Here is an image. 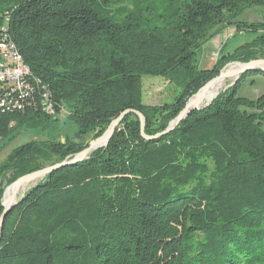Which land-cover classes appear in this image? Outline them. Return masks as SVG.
I'll use <instances>...</instances> for the list:
<instances>
[{
  "label": "trees",
  "instance_id": "trees-1",
  "mask_svg": "<svg viewBox=\"0 0 264 264\" xmlns=\"http://www.w3.org/2000/svg\"><path fill=\"white\" fill-rule=\"evenodd\" d=\"M256 7L262 20L242 18ZM232 26L256 37L201 69L198 52ZM3 38L40 81L22 109L0 108V154L26 127L49 137L0 165V218L8 174L73 158L123 112L159 136L127 114L107 146L28 189L4 218L0 264H264V93L239 96L264 71L163 134L225 65L264 58V0H0ZM146 75L173 101L146 104ZM45 87L73 130L45 112Z\"/></svg>",
  "mask_w": 264,
  "mask_h": 264
},
{
  "label": "rangeland",
  "instance_id": "rangeland-1",
  "mask_svg": "<svg viewBox=\"0 0 264 264\" xmlns=\"http://www.w3.org/2000/svg\"><path fill=\"white\" fill-rule=\"evenodd\" d=\"M243 19L257 22L263 19V10L260 7H256L246 11L243 16ZM236 34L229 38L223 45L225 46L224 51L222 49L218 54V49H213L211 45V41L207 42L203 48L197 54V61L201 69H210L212 66L217 62V58H219L220 53L223 52L224 54L233 52L236 48L240 47L241 45L250 42L256 37V34L253 32H243L239 33L236 27H228L225 29L221 34L226 32H235ZM220 35V34H219ZM218 35L217 45L220 43V37ZM220 48V47H219ZM216 54V55H215ZM233 63V62H232ZM229 67H232L231 65ZM235 77L228 78L226 84L224 85L225 89L227 86H231L234 82ZM144 83V102L148 105H161L164 103L172 102L174 96L176 94L175 87L170 84L167 80L160 76H153V75H146L143 78ZM264 93V76L260 74L256 75H249L243 81V84L239 90V96L247 97L250 99H257ZM49 116L53 117V119L58 120L59 124L63 129L73 130L74 128L71 127L68 121V111L66 108L63 107L59 112L56 110L54 113L48 114ZM48 135L41 131L40 129H32V128H24L22 130V136L18 139L13 141L7 148L3 150L0 154V165L7 159L11 151L18 145L25 144L28 142L36 141V140H47ZM98 138V137H97ZM96 138H92V136H87L84 139V142L90 143L92 140ZM63 140V138H62ZM1 145V144H0ZM50 166V165H49ZM47 167V166H46ZM45 168L42 165H38V169ZM12 174H8L6 178V189L11 186L9 179ZM42 179L37 180L40 182ZM36 182V183H37ZM35 184V183H33Z\"/></svg>",
  "mask_w": 264,
  "mask_h": 264
},
{
  "label": "water",
  "instance_id": "water-1",
  "mask_svg": "<svg viewBox=\"0 0 264 264\" xmlns=\"http://www.w3.org/2000/svg\"><path fill=\"white\" fill-rule=\"evenodd\" d=\"M233 64H241L242 67L239 70H230L228 69L230 65ZM252 70H262L264 71V58H258V59H253L249 62L246 63H241V62H233V63H229L227 65L224 66V68L220 71L219 75H217L216 77L212 78L209 82H207L195 95H193L185 104V107L183 108V110L180 112V114L177 116L176 119H174L170 125L169 128L163 133L166 134L168 132H170L171 130H173L177 125H179V123L186 118L191 112L195 111V110H201V109H205L208 106L211 105L212 101L219 95V93L210 101L205 102V93L208 90V88L215 83L217 80L225 78H233L235 77L234 82L232 83V85L235 84V82L245 73L252 71ZM231 85V86H232ZM230 86H227L225 88L228 89ZM130 113H135L139 116L140 121H141V131H142V135L145 139H153L157 136H149L145 133V116L135 110H127L125 112H123L118 118H116L115 120H113L111 122V124L109 125L108 129L104 132V134L94 140H92L89 143V146L87 148H85L83 151L77 153L73 158L71 159H66L62 162L47 166L45 168L42 169H38L32 173L23 175L21 177H19L14 183L11 184L10 186V193L8 196H6V192L4 193V197L2 199V207L4 208V212L0 218V229L2 227V224L4 222V218L7 215V213L18 203V201L24 196L25 192L21 194L22 192V188L28 184V183H35L37 184V180L39 179H43L44 177H46L48 174L61 169L63 167H67V166H73L78 162L84 161L87 158H89V156L96 151L97 149L107 146L109 144L110 139L112 138V136L114 135L116 129L118 128V126L122 123L123 119L125 118V116L127 114ZM37 182V183H36ZM33 184V185H35ZM32 185V186H33ZM31 186V187H32ZM30 187V188H31ZM29 188V189H30ZM28 191V190H27Z\"/></svg>",
  "mask_w": 264,
  "mask_h": 264
},
{
  "label": "built area",
  "instance_id": "built-area-1",
  "mask_svg": "<svg viewBox=\"0 0 264 264\" xmlns=\"http://www.w3.org/2000/svg\"><path fill=\"white\" fill-rule=\"evenodd\" d=\"M5 31V26L3 27ZM236 34L226 32L221 34L220 43L217 45L218 54L224 43ZM220 47V48H219ZM218 59V58H217ZM30 69L24 62L17 45L7 38L0 41V108H23L22 101L27 98L39 79L29 80ZM45 112L50 114L56 111L51 100V94L44 89Z\"/></svg>",
  "mask_w": 264,
  "mask_h": 264
},
{
  "label": "bare ground",
  "instance_id": "bare-ground-1",
  "mask_svg": "<svg viewBox=\"0 0 264 264\" xmlns=\"http://www.w3.org/2000/svg\"><path fill=\"white\" fill-rule=\"evenodd\" d=\"M242 67L241 64H237L235 66L229 67L228 69L230 70H239ZM227 79L222 78L217 80L215 83H213L208 90L205 93V102L212 100L223 88L224 85L226 84ZM33 185V183H28L26 184L23 188H22V193L26 192L31 186ZM6 192V196L9 195L10 193V187L7 188Z\"/></svg>",
  "mask_w": 264,
  "mask_h": 264
},
{
  "label": "crops",
  "instance_id": "crops-1",
  "mask_svg": "<svg viewBox=\"0 0 264 264\" xmlns=\"http://www.w3.org/2000/svg\"><path fill=\"white\" fill-rule=\"evenodd\" d=\"M217 38H218V35L213 40H211V45L213 46V49H217V43H215L217 41ZM224 49H225V46L222 48V51H224Z\"/></svg>",
  "mask_w": 264,
  "mask_h": 264
}]
</instances>
